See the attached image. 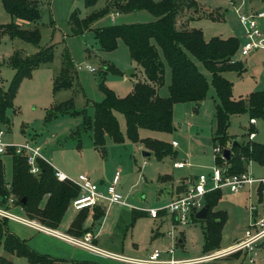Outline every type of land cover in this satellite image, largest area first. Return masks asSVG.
Wrapping results in <instances>:
<instances>
[{
	"label": "rangeland",
	"instance_id": "rangeland-1",
	"mask_svg": "<svg viewBox=\"0 0 264 264\" xmlns=\"http://www.w3.org/2000/svg\"><path fill=\"white\" fill-rule=\"evenodd\" d=\"M124 1L97 0L94 6L86 7L84 0H39L40 20L37 23H26L14 19L4 9L2 0H0V25L14 20L22 27H39L42 34L41 41L36 46L18 38H10L9 30L0 26L1 87L8 88L15 74V69L9 63V58L15 50L20 51L23 55H31L41 47L54 45L53 61L36 68L31 77L22 80L14 98L13 107L7 110L10 123L2 126L6 130L5 138L13 144L21 145L29 142L34 147L39 146L41 155L47 158L51 164L53 163L52 165H67L69 176L72 179H77L79 173L85 172L98 183L101 179L106 180V185L101 187L102 190H106L107 184L112 182L116 170H121V180L116 188L134 208L118 205V203L107 205L108 210L106 209L103 231L99 234L97 243L92 233L98 223L92 224L93 214L91 213L89 216H92V221H89V226H85V223L91 216H88L84 223V227H91V229L85 235L70 234L63 227L59 230L83 240L88 234H91L93 244L129 257L147 258L156 249L166 255L170 248H174V255L177 258H198L205 255V220H192L189 224L182 225L174 224L171 216L153 218L148 214L136 218L133 222V213L138 210L160 208L168 204L172 200V192L175 190L177 179L183 178L189 170L191 171L187 173V176L192 179L201 173H211L215 165L216 145L213 136L216 131V104L219 102L213 84L210 82L208 95L201 105L196 103L175 104V128L171 132L140 129V138H157L170 144H174L177 140L180 145L176 149L177 151L174 149L176 156L170 154L158 159L154 152L145 156L144 151L152 150L143 146L141 142L131 141L127 136L123 143L112 141L108 144L107 142L106 153L102 154L94 146L92 128L87 126L88 119L94 117L93 102L103 99V92L100 88L102 82L113 89L118 96L124 97L131 93L135 82L144 80L146 77L141 65L131 59L129 48L122 39L118 40L116 49L105 51L101 49L96 38L95 29L103 26L156 20V17L147 10L127 13L117 11L114 3ZM197 1L201 12H213L218 17L214 19L202 15L189 23L191 27L201 29L207 40L213 37L241 36L243 42L246 41L245 27L240 21L237 8L240 9V13H252L264 8L259 0ZM75 9H78L81 17L97 10L108 9V12L95 21L91 28L84 33L74 34L70 16ZM184 16L186 15L178 16V27L184 25V23L180 24ZM258 23L264 30V20L258 19ZM67 50L74 62L73 85L69 89L54 92V80L63 66L64 52ZM234 57L243 61L246 71L242 74L235 71L224 73L227 78L233 81V96L247 98L253 91L264 90V48H255L248 54H243L240 48ZM193 59L211 81L210 72L199 60ZM86 64L95 66L97 70L91 72L85 68L77 69L78 66L84 67ZM109 65H114L119 72L107 71ZM130 70H133L132 74H130ZM171 77L170 67L166 64L164 83L159 90V94L163 97L169 95ZM71 98L74 101L75 109L81 113H64L51 120H46L54 104ZM116 114L121 129L126 134L125 117L120 112H116ZM250 118L248 113L232 115L227 130L228 134L233 136L234 140L243 141L248 138V133L255 129L258 135L257 140L264 143V118H257L255 125L250 123ZM176 158L188 160L191 162V166H181L184 167L182 169L175 168L173 163ZM2 159L5 165V179L9 186L13 171L12 156L3 154ZM39 160L45 161L38 158V164ZM144 160H147L146 166L143 165ZM247 169L253 176H264V163L251 162ZM165 178L170 180H165ZM44 202L45 199L42 205ZM252 206H255L257 210L255 216H253ZM214 210H222L227 213L221 241L222 249H224L237 239L245 238L246 231L254 220L264 216V197L263 201H260L257 184L252 187L246 185L237 193L230 191L229 187H224L222 197ZM12 211L27 217L19 207L14 206ZM74 213L77 216L78 212L69 206L63 221H66ZM36 222L45 225L39 220ZM8 227L9 230L26 239L30 247L38 253L48 254L53 258L66 261L87 259L96 260L101 264H123L99 256L82 246L72 244L67 239L35 230L31 226L12 219L8 221ZM180 240H182L181 243ZM235 253L238 256L236 259L226 260L229 257L227 254L202 264H264V240L257 248L258 254L255 261H251L250 255H245L243 251ZM0 256L8 257L14 264H33L27 257L7 252L4 244L0 245Z\"/></svg>",
	"mask_w": 264,
	"mask_h": 264
},
{
	"label": "trees",
	"instance_id": "trees-1",
	"mask_svg": "<svg viewBox=\"0 0 264 264\" xmlns=\"http://www.w3.org/2000/svg\"><path fill=\"white\" fill-rule=\"evenodd\" d=\"M96 2L97 0H84L86 7H92ZM2 5L14 19L22 22L37 23L41 18L39 0H2ZM114 6L117 11L124 13L147 10L156 17V20L112 24L95 29L102 50L116 49L118 40L122 39L129 48L131 59L141 65L146 76V81L135 82L131 93L124 97L118 96L103 82L100 84L104 98L93 102L94 117L88 119L87 125L93 130L95 148L105 154L107 136L114 143H123L127 136L131 141L141 142L150 148L158 159L173 154L172 144L156 138H140V129L171 132L175 128V104L201 103L208 95L211 82L219 99L216 104V131L213 140L215 145L231 151L230 158L225 161L229 165V173L245 171L250 161L263 164V143L244 139L235 145V138L227 132L230 118L234 114L248 113L251 118H264V90L253 91L247 98H235L233 81L224 75L227 71H235L238 74L246 71L243 61L234 57L240 49L239 38L213 37L207 40L201 29L188 25L191 20L202 15L218 18L213 12H201L197 0H125L115 2ZM107 12L108 9L97 10L81 17L78 9H75L70 16L72 32L84 33ZM182 14L187 16L188 23L178 27L177 19ZM0 26L9 30L10 38H18L36 46L42 38L39 27H22L14 20ZM193 58L199 60L210 72L211 81ZM53 59L54 45L41 47L31 55H23L15 50L10 56L9 63L15 69V74L8 88L0 86V125L10 123L7 110L13 107L22 80L31 77L36 68L52 62ZM166 64L170 67L172 77L169 95L163 97L158 91L164 83ZM73 69L74 62L67 50L64 52L63 66L54 80V92L72 87ZM107 71L119 72L114 65H109ZM51 110L46 120L64 113H81L75 109L72 98L54 104ZM116 112L122 113L125 117L126 134L121 129ZM7 154L12 156V179L8 186V181L6 182L5 179V165L0 155V206L11 207L9 201L10 198H14V205L22 207L27 218L58 228L72 200L79 194L78 186L69 180L60 181L51 164L43 160H39L40 172L33 174L30 172L25 153L12 151ZM215 162L221 164L223 160L217 159ZM263 189L264 186L260 185V201H263ZM221 197V189L212 190L205 196V204L209 208L204 228L205 254L222 249V230L227 221V213L214 210ZM89 213L88 209L78 212L67 232L76 236L85 235L91 229L84 227ZM105 213L106 208L95 207L92 224H97ZM146 215V211H136L133 213V222L136 218ZM193 220L198 219L194 216ZM8 221L7 218H0V245L4 244L5 250L9 253L27 257L33 264H101L96 260L66 261L38 253L30 247L26 239L9 230ZM228 256L226 260L238 257L236 253ZM0 264H14V262L6 256H0Z\"/></svg>",
	"mask_w": 264,
	"mask_h": 264
},
{
	"label": "built area",
	"instance_id": "built-area-1",
	"mask_svg": "<svg viewBox=\"0 0 264 264\" xmlns=\"http://www.w3.org/2000/svg\"><path fill=\"white\" fill-rule=\"evenodd\" d=\"M239 18L243 26L245 27L246 41L242 42L240 45L243 54L250 53L255 48H264V30L259 26L258 19L264 20V8L252 13H240V9L237 8ZM88 69L91 72H95L97 69L95 66L86 64L83 66H78L77 69ZM257 118H250V123L255 125ZM0 125V155L7 154L8 152L15 151L16 153H25L27 155V162L30 166V172L33 174H38L40 172V166L37 163L38 158H42L51 164L46 158H44L40 153L39 146H32L29 142L18 145L10 143L6 140L5 134L6 130ZM256 137L255 131H250L248 133V140L252 141ZM177 145V142H174ZM217 159L223 160V163L219 164L215 162V165L209 174H200L196 179H189L186 181V187L176 195L171 202L160 208H151L146 210V212L153 218H158L159 216H171L174 224L187 225L196 216V213L202 209L205 205V196L208 192L215 189H222L224 187H229L232 192H240V189L246 185L250 187L257 184V194L259 195V187L264 184V177H255L246 169L241 173H229V165L225 162L227 159L224 155V149L220 145L215 147V161ZM252 161L249 162V164ZM144 165L147 164L145 160ZM188 164L184 161L174 162L175 167H181ZM51 166L55 170V175L60 181L69 180L79 188V194L72 200L71 208L77 212L83 209H88L90 212H94L95 207L106 208L107 205L111 204H122L134 208L119 192L116 188L120 181L121 171L117 170L114 174L111 183L107 184V189L102 190L100 183L94 181L87 173H81L78 175L77 179H72L68 174L64 173L56 166ZM264 193V189H263ZM9 205L11 207L0 206V218H7L18 221L25 225L35 227L39 231H44L49 234L57 235L64 239L69 240L75 245L82 246L91 252L101 255L110 260L119 263L128 264H202L207 261H211L217 257H222L225 255H230L235 252L243 251L244 254L250 255L251 261H255L257 257V248L264 240V216L258 220H254L253 224L246 231L245 238L237 239L232 245L225 247L224 249L215 250V253L205 254L198 258H186L180 259L175 257V249L170 248L168 254L163 255L161 251L154 250L147 258H134L125 256L120 253L109 251L98 247L93 244L91 234H88L85 239H80L67 234L58 233L55 229H51L38 223L27 217L20 216L12 211L14 205V198H10ZM21 211L23 208L18 206ZM253 211L256 210L255 206H252Z\"/></svg>",
	"mask_w": 264,
	"mask_h": 264
},
{
	"label": "crops",
	"instance_id": "crops-1",
	"mask_svg": "<svg viewBox=\"0 0 264 264\" xmlns=\"http://www.w3.org/2000/svg\"><path fill=\"white\" fill-rule=\"evenodd\" d=\"M259 2H261L263 5H264V0H259ZM186 18H187V16H184V17H182V19H181V21H180V24L182 23H184V25L186 24V23H188L187 22V20H186ZM188 25H189V23H188ZM238 38H239V40H240V42L242 43L243 42V40H242V37L241 36H237ZM142 70H143V68H142ZM144 72V71H143ZM141 81H146V77H145V79L144 80H141ZM160 90V89H159ZM159 92V91H158ZM160 95V94H159ZM103 98H104V94H103ZM186 103H193L194 104V102H184V104H186ZM180 104V103H179ZM177 105V104H176ZM200 105H201V103H200ZM255 130V129H254ZM256 131V130H255ZM257 133H256V137H255V139L254 140H256V141H258V142H261V141H259V140H257ZM157 139V138H156ZM237 141V140H236ZM107 142H108V144H109V142H112V140L110 139V137H108L107 136ZM175 142H177V145H174V144H172V146H173V150L175 149H177L178 148V146L180 145L179 144V142L176 140ZM261 143H263V142H261ZM142 145H143V143H141ZM264 144V143H263ZM144 146V145H143ZM174 150V151H175ZM150 151V150H149ZM177 151V150H176ZM176 151L173 153V154H175V156H176ZM151 152V154H152V152L153 151H150ZM150 154V155H151ZM47 159V158H46ZM48 160V159H47ZM49 161V160H48ZM145 161V160H144ZM143 161V162H144ZM147 161V160H146ZM176 161H184V162H187L188 164H185L184 165V167H190L191 166V162H188V160H180V159H175V161L174 162H176ZM252 162H254V161H252ZM257 163V162H256ZM53 164V163H52ZM143 165H144V163H143ZM147 164H145L144 166H146ZM54 166H56L58 169H60L61 171H63L64 173H66V174H68L69 175V168H68V166L67 165H65V164H58V166L55 164ZM173 166H174V163H173ZM175 167V166H174ZM184 167H175V168H178V169H182V168H184ZM118 170H120V169H118ZM117 171V170H116ZM121 171V170H120ZM191 170H189L188 172H186V174H184V176H183V178H179V179H177L178 181H176V187L177 186H179V185H182V184H185L186 183V181H188L191 177H188L187 176V173H189ZM81 173H85V172H81ZM81 173H79V174H81ZM201 174H203V173H201ZM121 176H122V173H121ZM121 176H120V180H121ZM165 176H169V175H165ZM199 175H196V176H194L193 177V179H196L197 177H198ZM164 177V176H163ZM186 177V178H185ZM255 177H264V176H255ZM164 179V178H163ZM170 179H171V177H170ZM170 179H166L165 178V180H170ZM192 179V178H191ZM172 181H173V179H172ZM106 180H104V179H101L100 180V184H101V186H103V185H106ZM120 182V181H119ZM263 186H264V184H262ZM176 187H175V190L172 192V197H171V199L173 200V198L177 195V193H176ZM223 189V188H222ZM221 189V190H222ZM171 200V201H172ZM170 201V202H171ZM114 205V204H113ZM112 205V206H113ZM118 205H122V204H118ZM122 206H126V205H122ZM129 207V206H128ZM20 209V208H19ZM107 209V208H106ZM74 210V209H73ZM108 210V209H107ZM107 210H106V213H107ZM75 211V210H74ZM139 211H146V210H139ZM75 212H77V211H75ZM91 214H93V212H90ZM106 213H105V216L102 218V219H100L99 220V222H98V225H97V228H94V230H93V232L94 233H92L93 235H94V237H95V239L97 240L96 241V243L98 242V236H99V234H101L102 233V231H103V222H104V219H105V217H106ZM257 214V210H255L254 212H253V216H255ZM147 215H148V213H147ZM91 216V215H90ZM89 216V217H90ZM76 217V213H74L73 215H70L67 219H66V221H62V223L60 224V226L57 228V229H55L58 233H61V234H66V232H63V231H61V230H59V228H61V227H63L64 229H65V231H67L68 230V227L71 225V223H72V221L74 220V218ZM161 217L162 218H166V217H168V216H163V215H161ZM64 219V218H63ZM92 221V216H91V218H88V220L86 221V225L85 226H89V224H90V222L89 221ZM34 221H36V220H34ZM32 228H34L35 230H37L35 227H32ZM39 231V230H38ZM68 235V234H67ZM54 236H57V235H54ZM57 237H59V236H57ZM61 238V237H60ZM182 242V240H180V243ZM73 244V243H72ZM103 249H105V248H103ZM106 250H108V249H106ZM109 251H113V250H111V249H109ZM114 252V251H113Z\"/></svg>",
	"mask_w": 264,
	"mask_h": 264
},
{
	"label": "water",
	"instance_id": "water-1",
	"mask_svg": "<svg viewBox=\"0 0 264 264\" xmlns=\"http://www.w3.org/2000/svg\"><path fill=\"white\" fill-rule=\"evenodd\" d=\"M130 74L133 73V70H130L129 71ZM200 105V104H198ZM234 144L237 145L238 144V141H234ZM145 156H149L151 154V152L149 151H144L143 153ZM230 154H231V151L230 149H225L224 150V155L226 157V159H229L230 158ZM186 187L185 184H182V185H179L176 187V193L177 195L180 194V192ZM25 201V200H24ZM208 211H209V208H208V205L205 204L202 209H200L197 213H196V218L199 219V220H205L208 216Z\"/></svg>",
	"mask_w": 264,
	"mask_h": 264
}]
</instances>
